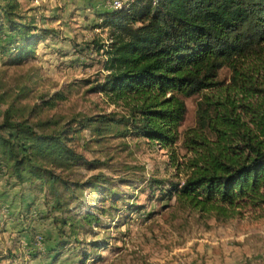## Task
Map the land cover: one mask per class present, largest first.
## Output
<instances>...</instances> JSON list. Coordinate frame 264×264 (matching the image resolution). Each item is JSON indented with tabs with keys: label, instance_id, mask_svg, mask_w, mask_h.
<instances>
[{
	"label": "trees",
	"instance_id": "obj_1",
	"mask_svg": "<svg viewBox=\"0 0 264 264\" xmlns=\"http://www.w3.org/2000/svg\"><path fill=\"white\" fill-rule=\"evenodd\" d=\"M19 0H0V50L13 63L33 56L52 31L26 21ZM107 29L101 93L116 111L72 119L97 134L118 132L144 138L169 152L170 164L186 170L182 181L151 178L162 200L227 221L245 208H264V0H128L98 13ZM226 67V81L218 72ZM199 96L196 123L183 132L181 161L173 151L184 119V99ZM56 93L44 101L55 105ZM69 125L31 124L15 118L13 105L0 111V164L17 184H47L53 208L64 210L62 189L81 186L56 173L95 165L69 144ZM101 173L89 182L97 187ZM90 224L98 216L77 219ZM55 225L73 227L53 217ZM63 229H60L62 232ZM84 259V258H83ZM86 259V258H85ZM85 262V260L83 261Z\"/></svg>",
	"mask_w": 264,
	"mask_h": 264
},
{
	"label": "rangeland",
	"instance_id": "obj_2",
	"mask_svg": "<svg viewBox=\"0 0 264 264\" xmlns=\"http://www.w3.org/2000/svg\"><path fill=\"white\" fill-rule=\"evenodd\" d=\"M19 1L26 21L52 31L21 63L0 50V111L12 104L15 118L31 124H68L74 129L69 144L99 163L53 169L81 184L72 195L58 185L63 211L54 210L46 183L17 184L0 164V264H264V208H245L235 218L218 221L180 207L174 198L162 200L150 179L178 182L186 173L170 164L167 149L119 133L122 125L97 134L71 123L124 113L92 89L105 75L97 43L106 45L107 29L97 25L98 13L113 9L108 0ZM228 76L226 67L219 70V80ZM56 93L63 98L52 107L44 105ZM198 100V95L184 99L186 112L173 146L178 161L183 132L196 123ZM99 173L105 180L92 187L89 180ZM85 213L97 215V222H78ZM53 217L74 226L62 228Z\"/></svg>",
	"mask_w": 264,
	"mask_h": 264
},
{
	"label": "built area",
	"instance_id": "obj_3",
	"mask_svg": "<svg viewBox=\"0 0 264 264\" xmlns=\"http://www.w3.org/2000/svg\"><path fill=\"white\" fill-rule=\"evenodd\" d=\"M128 0H108L109 5L113 9L121 8Z\"/></svg>",
	"mask_w": 264,
	"mask_h": 264
}]
</instances>
